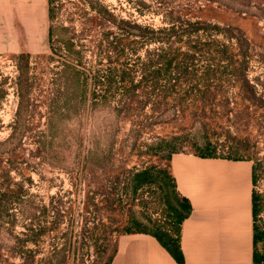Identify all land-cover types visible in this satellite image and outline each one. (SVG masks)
I'll return each instance as SVG.
<instances>
[{"label": "rangeland", "instance_id": "374dc122", "mask_svg": "<svg viewBox=\"0 0 264 264\" xmlns=\"http://www.w3.org/2000/svg\"><path fill=\"white\" fill-rule=\"evenodd\" d=\"M54 7L52 39L0 55V264H111L172 224L134 175L207 147L254 162L264 245V0Z\"/></svg>", "mask_w": 264, "mask_h": 264}, {"label": "crops", "instance_id": "0c3cea01", "mask_svg": "<svg viewBox=\"0 0 264 264\" xmlns=\"http://www.w3.org/2000/svg\"><path fill=\"white\" fill-rule=\"evenodd\" d=\"M48 17L47 0H0V55L28 52L44 42ZM166 169L178 199L192 207L178 234L171 225L164 228L178 239L184 264H264L255 229L253 161L179 153ZM111 264L179 263L153 233L132 232L119 239Z\"/></svg>", "mask_w": 264, "mask_h": 264}, {"label": "trees", "instance_id": "16d2710c", "mask_svg": "<svg viewBox=\"0 0 264 264\" xmlns=\"http://www.w3.org/2000/svg\"><path fill=\"white\" fill-rule=\"evenodd\" d=\"M48 6H49V18L54 19L55 14V7H54V0H48ZM91 9H94L95 7L90 5ZM95 10V9H94ZM54 35V30L52 28L49 29V38L52 39ZM201 158H221L217 156L216 151L211 150L210 147H207V152L203 153L201 155H197ZM172 156L169 158L171 159ZM229 159V158H226ZM235 160H242L237 158H231ZM257 177V168L255 166V176H254V182L256 181ZM159 181L164 182V185L168 188H170L169 191H167L165 194V203L167 205L168 209V216L172 222L171 226L174 229L173 231L178 234V227L179 225L191 214L192 207L190 203L187 200H180L178 199L176 195V186L174 183L173 178L169 174L167 170L158 171L157 169H146L144 171L138 172L134 175L132 183H133V191L137 193L143 186L145 185H153L157 184ZM257 197L254 195V208L256 207ZM256 212V208H255ZM138 228L141 227L140 223H137ZM139 233H145V231H138ZM132 233V232H129ZM155 236L159 238V240L164 243L167 247L170 248V250L175 255V258L177 259L179 264H184L183 257L180 252V248L178 246V239H173L171 236L166 235L164 232V228L157 232H151ZM257 235V233H256ZM259 236L257 235V241L259 240ZM257 261L259 260L258 257H256ZM264 261V258L262 259Z\"/></svg>", "mask_w": 264, "mask_h": 264}]
</instances>
